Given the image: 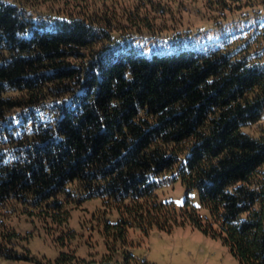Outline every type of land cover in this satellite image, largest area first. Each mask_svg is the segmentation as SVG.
Masks as SVG:
<instances>
[{
    "label": "trees",
    "instance_id": "obj_1",
    "mask_svg": "<svg viewBox=\"0 0 264 264\" xmlns=\"http://www.w3.org/2000/svg\"><path fill=\"white\" fill-rule=\"evenodd\" d=\"M69 1L0 0V228L20 210L66 226L70 205L101 198L119 216L101 217L107 237L190 224L264 264V0H205L261 10L222 47L151 56L112 44L110 18L55 8ZM177 180L180 210L157 194ZM4 239L0 259L32 260Z\"/></svg>",
    "mask_w": 264,
    "mask_h": 264
},
{
    "label": "rangeland",
    "instance_id": "obj_2",
    "mask_svg": "<svg viewBox=\"0 0 264 264\" xmlns=\"http://www.w3.org/2000/svg\"><path fill=\"white\" fill-rule=\"evenodd\" d=\"M55 8L82 14H94L97 24L106 26L116 35L112 44L127 42L141 54H165L181 49L222 47L241 36L255 23L258 9L239 12L208 8L205 0H70ZM77 14V13H76ZM111 32V31H110ZM171 176V172L167 174ZM187 188L180 180L164 184L157 191L159 200L173 201L180 210L187 200ZM191 202L198 213L209 217L200 204L198 192H191ZM101 198L80 205H70L71 215L66 226L56 227L43 217H30L22 210L8 212L0 243L15 232L19 252L32 260L0 259V264H56L62 256L74 257L79 264H241L220 238L204 233L190 224L175 226L170 232L152 229L144 234L138 227L129 228L126 241L104 234V216L111 222L117 212L104 207ZM73 232V234L71 233Z\"/></svg>",
    "mask_w": 264,
    "mask_h": 264
}]
</instances>
